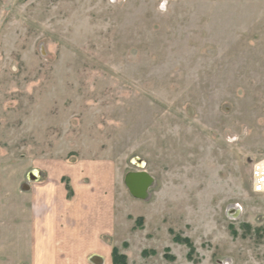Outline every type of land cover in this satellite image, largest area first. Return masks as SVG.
Segmentation results:
<instances>
[{
    "label": "rangeland",
    "instance_id": "obj_1",
    "mask_svg": "<svg viewBox=\"0 0 264 264\" xmlns=\"http://www.w3.org/2000/svg\"><path fill=\"white\" fill-rule=\"evenodd\" d=\"M263 156L264 0H0V264L44 181L103 176L146 264H264Z\"/></svg>",
    "mask_w": 264,
    "mask_h": 264
},
{
    "label": "crops",
    "instance_id": "obj_2",
    "mask_svg": "<svg viewBox=\"0 0 264 264\" xmlns=\"http://www.w3.org/2000/svg\"><path fill=\"white\" fill-rule=\"evenodd\" d=\"M34 169L40 174L39 169ZM35 171L31 173L32 179L38 174ZM73 179L74 193L69 198L60 181H49V184L44 181L41 185L44 194H30L36 206L25 211V253L14 264H114L113 247L126 255L128 264H146L142 256L145 243L139 240L142 231L117 225L120 215L115 213L111 179L95 178L87 186L82 180L78 185ZM28 189L31 190L30 184ZM43 199L45 202L50 199L51 203L47 204L54 207H43ZM139 201L133 200V205ZM175 244L168 245L176 257L169 264H191L187 256L178 257ZM137 254L142 257L140 260ZM222 262L217 260L218 264Z\"/></svg>",
    "mask_w": 264,
    "mask_h": 264
},
{
    "label": "water",
    "instance_id": "obj_3",
    "mask_svg": "<svg viewBox=\"0 0 264 264\" xmlns=\"http://www.w3.org/2000/svg\"><path fill=\"white\" fill-rule=\"evenodd\" d=\"M153 176L145 170L129 171L125 175L124 183L131 195L137 199H146L148 189L153 183Z\"/></svg>",
    "mask_w": 264,
    "mask_h": 264
},
{
    "label": "built area",
    "instance_id": "obj_4",
    "mask_svg": "<svg viewBox=\"0 0 264 264\" xmlns=\"http://www.w3.org/2000/svg\"><path fill=\"white\" fill-rule=\"evenodd\" d=\"M251 189L254 193H264V156L252 164Z\"/></svg>",
    "mask_w": 264,
    "mask_h": 264
},
{
    "label": "trees",
    "instance_id": "obj_5",
    "mask_svg": "<svg viewBox=\"0 0 264 264\" xmlns=\"http://www.w3.org/2000/svg\"><path fill=\"white\" fill-rule=\"evenodd\" d=\"M127 257L125 254L119 252L116 247H113V262L114 264H127Z\"/></svg>",
    "mask_w": 264,
    "mask_h": 264
},
{
    "label": "flooded vegetation",
    "instance_id": "obj_6",
    "mask_svg": "<svg viewBox=\"0 0 264 264\" xmlns=\"http://www.w3.org/2000/svg\"><path fill=\"white\" fill-rule=\"evenodd\" d=\"M35 172H36V171H35ZM36 173H38V171H37Z\"/></svg>",
    "mask_w": 264,
    "mask_h": 264
},
{
    "label": "bare ground",
    "instance_id": "obj_7",
    "mask_svg": "<svg viewBox=\"0 0 264 264\" xmlns=\"http://www.w3.org/2000/svg\"><path fill=\"white\" fill-rule=\"evenodd\" d=\"M36 172H37V170H36Z\"/></svg>",
    "mask_w": 264,
    "mask_h": 264
}]
</instances>
